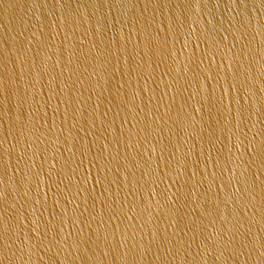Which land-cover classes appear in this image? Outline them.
<instances>
[{
  "label": "water",
  "instance_id": "1",
  "mask_svg": "<svg viewBox=\"0 0 264 264\" xmlns=\"http://www.w3.org/2000/svg\"><path fill=\"white\" fill-rule=\"evenodd\" d=\"M0 264H264V0H0Z\"/></svg>",
  "mask_w": 264,
  "mask_h": 264
}]
</instances>
